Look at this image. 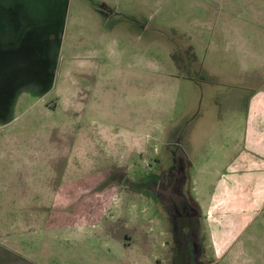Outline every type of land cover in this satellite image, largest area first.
Returning a JSON list of instances; mask_svg holds the SVG:
<instances>
[{"label": "rangeland", "instance_id": "374dc122", "mask_svg": "<svg viewBox=\"0 0 264 264\" xmlns=\"http://www.w3.org/2000/svg\"><path fill=\"white\" fill-rule=\"evenodd\" d=\"M259 89L264 0H0V264H264V208L224 254L209 222ZM181 159L206 255L125 189L112 220L53 216L73 162L135 178L172 174Z\"/></svg>", "mask_w": 264, "mask_h": 264}, {"label": "crops", "instance_id": "0c3cea01", "mask_svg": "<svg viewBox=\"0 0 264 264\" xmlns=\"http://www.w3.org/2000/svg\"><path fill=\"white\" fill-rule=\"evenodd\" d=\"M247 117L245 131L241 136V144L237 152L225 163L224 171L216 177V187L212 196L210 213L211 236L214 240V248L220 254H224L229 247L237 240L240 233L251 223L264 208V90L259 89L247 100ZM84 130H82L83 132ZM81 132V133H82ZM131 146L137 154H142L144 146L139 149L140 130H130ZM88 138L92 137L88 133ZM146 136H149L147 134ZM148 144V141H147ZM145 145L147 150L148 146ZM145 150V152H146ZM133 153V152H132ZM76 170L75 173L64 180V186L71 185V181L78 179L83 183L82 176H85L87 186L92 187L104 176H109L112 166L105 169L96 168L87 173H81L82 167L71 164ZM95 171L103 174L99 178H92L97 175ZM84 180V183L86 182ZM56 208L62 209L54 217L61 216L62 223L68 222L70 214L66 211L71 203L69 199L56 201ZM58 203V204H57ZM56 210V211H57ZM59 224V223H58ZM220 250H223L220 252ZM221 256V255H220Z\"/></svg>", "mask_w": 264, "mask_h": 264}, {"label": "flooded vegetation", "instance_id": "af4514ba", "mask_svg": "<svg viewBox=\"0 0 264 264\" xmlns=\"http://www.w3.org/2000/svg\"><path fill=\"white\" fill-rule=\"evenodd\" d=\"M185 173L186 161L181 159L176 171L172 174L167 173L164 176L157 172H151L131 178L127 174L122 173L117 166H112L110 175L104 176L92 187L87 186L88 183L85 180V176L81 177L83 183H78V179H76L71 181L72 183L69 186H64V183H62L64 180H62L56 187L53 200L58 202L62 199H69L71 203L66 211L70 214V217L67 220L68 222L62 223L60 221L58 225L65 227H83L88 225V223L97 225L104 219H109V215H111L109 220H112L115 215L113 212L110 213L112 206L115 203H119L118 208L121 209L122 205L119 200L124 195L123 190L125 189V194L158 203L165 214L175 224L181 226L183 233L186 232L191 235L192 239L194 238L193 248L196 254L206 255L204 253L206 248L205 240L200 239V215L195 211L190 198L184 192L187 179ZM84 180L86 181L85 183ZM142 212L146 213L147 210L145 208L141 210L140 214L144 215ZM143 215H139V218ZM57 217L61 219L60 215ZM116 218L121 223L125 221L121 215ZM142 219L144 220L145 217ZM129 220L132 221L131 218Z\"/></svg>", "mask_w": 264, "mask_h": 264}]
</instances>
